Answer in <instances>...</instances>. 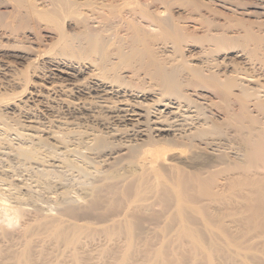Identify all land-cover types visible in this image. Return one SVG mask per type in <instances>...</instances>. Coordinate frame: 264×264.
<instances>
[{
	"label": "bare ground",
	"instance_id": "bare-ground-1",
	"mask_svg": "<svg viewBox=\"0 0 264 264\" xmlns=\"http://www.w3.org/2000/svg\"><path fill=\"white\" fill-rule=\"evenodd\" d=\"M255 1L0 0V154L28 173L0 170V264H53L46 247L60 246L78 264L83 240L115 243L98 264H212L254 242L264 256ZM73 63L88 73L63 71ZM13 107L22 123L6 121Z\"/></svg>",
	"mask_w": 264,
	"mask_h": 264
},
{
	"label": "rangeland",
	"instance_id": "rangeland-1",
	"mask_svg": "<svg viewBox=\"0 0 264 264\" xmlns=\"http://www.w3.org/2000/svg\"><path fill=\"white\" fill-rule=\"evenodd\" d=\"M244 2H246L247 3V5L249 4L250 6H249V8H251V10L252 9H254V7L253 6H251V5H253L254 3H257V1H255V0H243ZM250 1V2H249ZM253 4H252V3ZM260 2H261V4H264V2L263 1H261L260 0ZM263 2V3H262ZM195 22H192L191 20L189 21H186V26L188 27V29L190 30V29H193V28H195V26L197 27V25H196V23L194 24ZM12 52V51H11ZM10 52V53H11ZM2 53H3V56H2ZM10 54L8 51H3V50H1L0 49V56H1V58H4V55H6V54ZM13 53H15V52H13ZM31 57V55H26V57L27 58H29V57ZM25 57V58H26ZM1 58H0V61L2 62V60H1ZM10 60H12L11 58H10ZM45 60H47V58H45ZM12 61H14V63H13V66H14V68H21L22 67V64H23V62L21 61V60H12ZM19 61H21V62H19ZM74 64V63H73ZM74 67L72 68V69H63V71H65L67 74H73L76 70H77V64L75 65H73ZM13 68V69H14ZM76 68V69H75ZM83 70H82V72L81 73H78V71H76L73 75H78L77 77H79V78H81V77H84V75H86L87 73H88V69L87 68H85V67H83L82 68ZM75 70V71H74ZM87 71V72H86ZM64 76H67V75H65V74H63ZM36 81H39V79H37L36 77L34 78ZM31 90H34V88H30ZM35 98H38V97H35ZM25 99V98H24ZM31 101V100H30ZM28 102V104L29 105H31L30 107H32V109L33 108H35V110L33 111L32 109H29V110H27V111H32V112H35V113H40V111L38 110L40 107V110H44L45 108V106L44 105H40V107H39V105H37L36 107H34V106H32V102ZM43 106V107H42ZM12 107H10V109H11ZM37 108V109H36ZM43 108V109H42ZM10 109H8V112L10 111H12V112H14V113H16V114H14V116H12L11 118H7V120L6 121H8L9 123H14L13 125H15V123L17 122H23L26 118L25 117H27L28 115L25 113L26 111L25 110H21L22 111V115L20 116V114H19V112L20 111H18V110H16V108H14L13 107V110H10ZM15 109V110H14ZM250 110L252 111V114L254 113V115H256L257 114V112H256V110L254 109V108H252V106H250ZM46 111V110H45ZM45 111L43 112V113H45ZM11 112V113H12ZM48 112V111H47ZM31 113V112H30ZM18 114V115H17ZM24 114V115H23ZM41 114V113H40ZM48 114H49V112H48ZM42 116V115H41ZM9 117H10V115H9ZM43 117V116H42ZM9 119V120H8ZM10 119H12L11 121H10ZM15 119V120H14ZM2 136H4V134L2 135ZM0 137H1V135H0ZM11 137H14V135H11ZM5 140V139H4ZM4 140H1L0 141V146L2 145L1 143L4 141ZM17 140H13V142H16ZM6 145V143H5V141L3 142V146H2V149H3V147H6L5 146ZM1 149V148H0ZM2 149L0 150V151H2ZM5 150V149H4ZM7 150V149H6ZM122 152H124V151H122ZM202 151H200V153H201ZM2 153V152H1ZM4 153H2V154H0V155H2V156H4V158L2 157V156H0V157H2L3 158V160L4 159H7V160H4V161H2V159L0 158V162L2 163H0V170L2 169H4L3 170V173H1V174H8V175H11V174H14V172H16L17 174H18V172H19V176H14V180L16 179V177H18V178H20V179H23V178H27V172H26V170H22L23 168V166H20V165H14L13 163H17L16 162V160L17 159H15L14 158V156H11V154H10V157H12V160H13V163H12V161H11V159H9L10 157H8L9 156V154H6V155H3ZM195 154V153H194ZM196 154H198V153H196ZM201 154H203V153H201ZM200 154V155H201ZM191 156V155H190ZM202 156V155H201ZM6 157H8V158H6ZM195 157V156H194ZM14 158V159H13ZM170 159L171 158H173V161H176V162H180L181 160V158L182 157H178L177 155H172V156H170L169 157ZM186 158H182V160H185ZM197 159V158H196ZM8 160H9V162H8ZM188 161V160H187ZM8 163H11V164H13V165H11V166H15L14 168L15 169H13L12 171H9L8 169H10L11 168V166H9V164ZM6 164V165H5ZM6 166V167H5ZM7 166H9V167H7ZM17 166L19 167V168H17ZM33 166H36V165H33ZM3 167V168H2ZM22 169H21V168ZM13 168V167H12ZM11 168V169H12ZM10 169V170H11ZM18 169V172L17 171H15V170H17ZM128 169V168H127ZM126 169V170H127ZM2 170H1V172H2ZM14 171V172H13ZM20 171H21V174H23L22 175V177L23 178H21V175H20ZM26 173V174H25ZM26 176V177H25ZM66 177H69V175H67ZM16 179L17 181L19 180V179ZM67 179V178H66ZM2 182H0V184H1ZM2 186H4V185H2ZM5 187V186H4ZM43 196H47V194H44ZM51 196V195H50ZM53 196V195H52ZM80 200H78L77 202H79ZM82 201V200H81ZM80 203V202H79ZM16 231H17V229L15 230V229H10V233L11 232H14V234H15V236H16ZM11 234H13V233H11ZM13 237L12 238V241L14 240V238H16V237ZM4 239V238H3ZM3 239H0L1 240V242H0V245H6V243H8V242H5V241H2ZM7 239H11V238H7ZM15 241V240H14ZM83 242L85 243H83V246H82V248L81 249H78V252H79V254H81L84 258H85V260L83 261V262H81V263H78V264H98L97 263V260L96 259H94V256H95V254L97 253V251L98 250H101V249H105L106 251H111L112 253L113 252H115L117 249L115 248V243L113 242V241H109V242H103V241H98V240H94V241H91V242H88L87 243V240H83ZM18 242H16L15 244H16V246H17V248H18V244H17ZM252 245L251 243H244V244H240L239 246L238 245H235V244H229V246L228 245H226V247L224 248L225 249V251H227L229 254H231V255H229V257H225V256H223L222 255V252H220V251H214V252H211V256H210V259L209 260H211L212 261V264H252V263H254L252 260L253 259H259V262H261L262 264H264V256H263V253L261 252V251H259V248L258 247H260L261 245H257L256 247H257V249H255L256 247H253V246H255V244H256V242H254L253 244V246H252V248L250 247V245ZM2 246H0V247H2ZM16 246H15V248H16ZM58 246H60V245H58ZM47 248V252L49 253V258H51L52 260H54V262H53V264L55 263V264H72L71 262H70V254H69V252H67V250H66V252H65V250L63 249L62 251H64V252H62L61 251V249L60 250H58L57 251V249L58 248H61V246L60 247H58V248H54L53 247V249H56V250H51L52 248H50L49 249V247H46ZM50 251H49V250ZM170 250L172 251V253L173 254H175L176 253V251H178L179 250V248H177L175 245L174 246H172L171 248H170ZM203 250L204 251H207V248H203ZM258 250V251H257ZM55 252H58V253H56L55 254ZM60 252H62V254H64V255H62V256H60L59 254H60ZM53 253V254H52ZM239 253V254H238ZM67 254L69 255L68 257H67ZM60 256V257H58V256ZM115 255H117V254H115ZM67 258H69V259H66V257ZM171 257V259H172V261H171V263L170 264H205V262H204V259H202V257L200 256V257H196L195 259H193L192 261H190V260H186V259H183V258H178L177 256H175V255H171L170 256ZM63 258H65V259H63ZM50 259V261L52 262V260ZM61 260V261H60ZM62 260H64V262L62 261ZM133 261H138V263L140 262L139 261V259H138V257L137 258H134V259H132L131 261H129V263H131V262H133ZM41 264H43V263H41Z\"/></svg>",
	"mask_w": 264,
	"mask_h": 264
}]
</instances>
